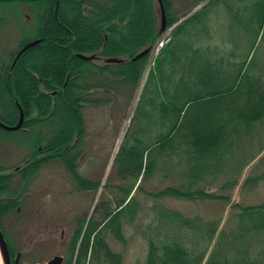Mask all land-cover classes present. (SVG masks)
Returning a JSON list of instances; mask_svg holds the SVG:
<instances>
[{"label":"trees","instance_id":"16d2710c","mask_svg":"<svg viewBox=\"0 0 264 264\" xmlns=\"http://www.w3.org/2000/svg\"><path fill=\"white\" fill-rule=\"evenodd\" d=\"M45 1L48 24L44 27L43 12L38 8L40 1L0 0V5L24 4L35 12L31 37L0 56V121L16 124L19 104L24 114L19 130L29 133L35 127H48V132H36V140L24 156L30 162L23 170L16 172L13 167L24 159L12 167L0 163V227L6 240L3 219L17 212L22 198L17 195V185L11 188L6 181L18 175L28 184L44 164L54 159L75 172V159L85 132L83 109L107 105L129 90L130 98L146 67L148 54L131 59L153 46L160 33L153 0H144L151 27L141 38L131 36L132 13L122 0ZM162 1L168 24L178 17L170 13L169 0ZM226 1L209 0L172 31L171 40L157 54L138 100L143 109L138 112L142 125L128 146H120L115 156L120 165L118 178L130 186L118 187L124 195L113 201L114 210L106 202L99 203V221L92 218L84 231L83 220L78 222L68 264L75 252V264H123L122 255L110 248L108 239L126 245L123 219L132 224L138 214V201L128 197L140 176L144 180L157 168L159 174L164 173L162 178L166 177L161 166L165 161L187 158L190 167L181 175L184 185L179 188L163 184L153 191L142 189L149 198L229 202L228 194L208 192L203 187L207 180H218V174L224 172L229 164L226 155L240 130L264 117V51L255 50L264 43V0H229V4ZM214 2L224 4L230 25L239 32L238 43L222 37L224 46H230L225 47L226 53L216 43L206 41L212 35L210 20L204 19L203 14ZM68 4L73 5L75 13L70 22L63 17L70 13ZM79 21L86 24L91 38L78 36ZM4 22L0 17V29ZM216 30V34L224 36L219 25ZM34 39L40 42L24 51L11 68L17 51ZM200 49H214L222 55L193 57ZM180 53H185L183 61ZM78 55L95 58L85 60ZM109 57L123 62L106 63L104 59ZM26 58L33 59L35 69L31 73L24 64ZM59 109L74 120L69 130L56 127ZM34 112L40 117L33 116ZM150 132L155 134L153 139L149 138ZM40 151L47 152L41 156ZM229 167L234 168L230 164ZM72 177L81 182L75 173ZM236 180L231 177L220 188L233 186ZM150 208L163 228L155 227L151 233L154 236L147 238L144 264H264V199L256 204H232L220 230L218 219L201 221L199 216H186L160 204ZM162 231L164 242L157 244L154 238ZM192 235L197 241L192 242ZM12 253L10 250L11 257Z\"/></svg>","mask_w":264,"mask_h":264},{"label":"rangeland","instance_id":"374dc122","mask_svg":"<svg viewBox=\"0 0 264 264\" xmlns=\"http://www.w3.org/2000/svg\"><path fill=\"white\" fill-rule=\"evenodd\" d=\"M38 1L41 2L38 8L40 12H43L41 21L45 27L48 24V17L45 14L48 5L45 0ZM153 1L157 23L160 25L158 2L157 0ZM208 1L169 0V3H171L170 13L177 15L178 18L166 24L162 32L159 30L160 33L148 53L146 67L131 97L127 98L129 90L126 91V95L123 93L121 98L107 105L85 106V109H83L82 116L85 122V132L83 141L79 145L80 152L75 159V172H71L58 159L47 162L38 170L37 177L29 187V194L23 200L21 209L19 211L17 209V212L9 213L3 219L6 241L9 243L11 252H13L12 257L10 255L12 261L14 262L16 255L18 256L15 264L45 263L54 255L59 254H63L65 258L68 257L67 249L71 244L72 235L78 228V222L83 220L82 230L84 231L92 218L95 221H99L98 206L100 202L108 203L110 209L114 210L115 204L113 201L122 198L124 195L118 187L130 186L129 183L127 185L125 181L118 178L120 165L115 161V156L120 146H128L142 125L141 114H138V112H143V109L140 108L141 105L138 100L146 84L153 61L162 48L171 40L172 31ZM226 3L229 4V0ZM122 4L129 6L132 13V22L129 28L130 33H132L131 36L141 38L142 35L148 33L150 26L146 19L145 1L122 0ZM27 6L24 4L0 5V17L5 20L0 29V56L4 51L13 50L21 40L28 39L33 34L35 12L32 7L29 6L31 10ZM223 7V3H212L205 9L203 18L210 20L209 28L212 35L211 40L208 39L206 41L211 44L216 43L220 46L218 49H221L222 53H226L228 49L225 47L229 48L230 46L229 44L224 46L223 40L225 38L228 40L229 38L233 43L235 41L238 43L239 32L230 25L229 17ZM67 8L70 13L63 17L66 18L67 22H70V17L75 16L74 7L68 4ZM62 10L64 11L65 9L62 8ZM218 25L221 28L220 33L224 36L215 33L218 31L216 30ZM78 28L80 30L78 36L87 39L91 38L92 35L90 36V33H88L84 22L79 21ZM163 34L165 38L167 37V41L156 51L154 47ZM48 42L50 43V41ZM51 42H54V40ZM255 50L263 53L264 43H261V46H257ZM222 53L214 49H200L193 57L201 59L207 55V58H212L219 57ZM184 54H178L182 61ZM31 61L33 59L27 58L24 61L30 73L35 69V65L31 64ZM97 62L100 64L99 61ZM144 73L145 76L142 80ZM139 84H141V89L137 97H135ZM96 96L98 97L99 94ZM33 116L40 117L39 113L36 112L33 113ZM127 118L126 129L117 145L118 137ZM55 121L58 130L66 131L70 129V126L74 125L73 118L61 109H59ZM40 131L48 132V127L46 126L43 130H41V127H35L29 133L19 129L0 131V163L12 167V165L24 159V156L30 151V146L36 140V132ZM154 135L153 132H150L149 138H154ZM125 148L128 149V147ZM46 152L40 151L39 155L42 156ZM186 160L187 158L185 157H178L176 161L161 163L163 171L167 174L164 178H162L164 173L161 171V174H159L156 168L150 176L147 175L148 178L146 177L142 180V176H140L138 179L129 195V198L133 197L134 200L138 201L137 218L132 224L123 219V230L127 243L123 245L111 238L108 239L110 248L122 255L123 264H144L147 255V238L154 236L151 233L152 231L155 232V227L163 228V224L156 220L154 211L150 208L154 204H160L169 209L182 212L186 216H199L201 221H216L218 219V230H220L226 223L232 204H256L264 199V117L254 122L250 128L240 130L238 135L235 136L233 146L226 155V162L234 168H230L228 164L224 172L218 174L220 177L218 180H207L205 182L203 187L205 191L228 194L230 196L228 203L209 200L188 201L171 197L151 199L146 196L145 192H143L145 189L157 190L163 184L179 188L183 187L184 178L181 175H185L190 167ZM145 161L144 159V163ZM73 173L80 177L81 182L74 180L72 177ZM231 177L233 179L236 178L237 183L230 187L227 186L226 189H221L222 183L229 181ZM18 182L19 178L15 176L6 181V184H10L9 187L12 188ZM194 186H198V184ZM139 187L141 189H138ZM184 232L191 235L190 231ZM160 234V236L154 238L157 244H162L165 239L163 231ZM190 238L192 242L197 241L194 235ZM209 250L210 248L205 258H207ZM75 262L76 252L71 258L70 264H75ZM83 264L89 263L84 262ZM90 264L92 263L90 262Z\"/></svg>","mask_w":264,"mask_h":264},{"label":"water","instance_id":"95a60500","mask_svg":"<svg viewBox=\"0 0 264 264\" xmlns=\"http://www.w3.org/2000/svg\"><path fill=\"white\" fill-rule=\"evenodd\" d=\"M158 2V6H159V10H160V22H161V26H160V32H162L165 28L166 25V14H165V9H164V5H163V1L162 0H157ZM40 42V39H34L31 40L29 42H27L25 45H23L18 52L15 54L12 64H11V68L15 65V63L17 62L18 58L21 56V54L26 51L27 49H29L30 47H34L35 45H37ZM150 51V47H146L143 50H141L140 52H138L134 57H132L131 60H135L141 56H144L146 54H148ZM80 58L85 59V60H92L93 58H95V55H78ZM104 61L106 63H122L123 60L120 58H116V57H109L104 59ZM18 107V121L15 125H6L3 122L0 121V128L4 129V130H17L20 129L22 124H23V119H24V114L23 111L21 109V107L19 106V104H17ZM17 168V167H16ZM14 168V169H16ZM18 260V256L16 255V258L14 259V263H16ZM61 262V257L56 255L53 258H51L49 261H47L45 264H60ZM0 264H12V260L10 257V253L8 250V245L6 242V239L4 237V234L0 228Z\"/></svg>","mask_w":264,"mask_h":264},{"label":"flooded vegetation","instance_id":"af4514ba","mask_svg":"<svg viewBox=\"0 0 264 264\" xmlns=\"http://www.w3.org/2000/svg\"><path fill=\"white\" fill-rule=\"evenodd\" d=\"M29 42V41H28ZM26 44V43H25ZM24 44V45H25ZM18 52V51H17ZM42 129V128H41ZM45 129V128H44ZM39 149H41V146H39ZM30 162V159H24V161L21 163V164H17L16 166H14L13 168H16L15 169V171L16 172H20L21 170H23V168H24V166L26 165V164H28ZM47 164V163H46ZM13 168H12V170H13ZM40 170V169H39ZM17 175V174H16ZM17 177L19 178V182H18V184H16L17 185V189H16V191L18 192V194L17 195H21V204L18 206V211L21 209V205L23 204V200L25 199V197H27V195L29 194V187L31 186V184H32V182L35 180V178L37 177V174L35 175V177H33L31 180H29V183L28 184H25L23 181H22V179H20V177L17 175ZM22 193V194H21ZM72 239H73V235H72ZM71 244H72V240H71ZM71 244H70V246H68V249H67V251H68V257H64L63 256V254H59L58 256H60L61 257V262H60V264H68V258H69V252H70V249H71ZM54 256H56V255H54ZM53 256V257H54ZM53 257H51V258H53ZM50 258V259H51ZM49 259V260H50ZM49 260H47V261H49ZM46 261V262H47ZM45 262V263H46ZM45 263H40V264H45Z\"/></svg>","mask_w":264,"mask_h":264},{"label":"bare ground","instance_id":"6f19581e","mask_svg":"<svg viewBox=\"0 0 264 264\" xmlns=\"http://www.w3.org/2000/svg\"><path fill=\"white\" fill-rule=\"evenodd\" d=\"M146 71H147V70H146ZM146 71H145V73H146ZM145 73L143 74V76H142V78H141L142 80L144 79ZM142 80H141V82H142ZM141 82H140V83H141ZM140 89H141V84H139V86H138V88H137V91H136L135 97H137L138 92H139ZM134 103H135V99H134ZM128 118H129V116H128ZM128 118H127V120L125 121V124H124V126H123V128H122V131H121V133H120V136L118 137L117 145L119 144L120 140L122 139V136H123V134H124V131H125V129H126V125H127V122H128Z\"/></svg>","mask_w":264,"mask_h":264},{"label":"built area","instance_id":"2783aa9c","mask_svg":"<svg viewBox=\"0 0 264 264\" xmlns=\"http://www.w3.org/2000/svg\"><path fill=\"white\" fill-rule=\"evenodd\" d=\"M165 41H167V37L165 38V35L163 34L159 41L156 43L154 50H159V48L163 46Z\"/></svg>","mask_w":264,"mask_h":264}]
</instances>
